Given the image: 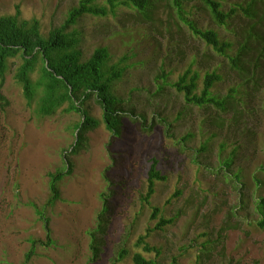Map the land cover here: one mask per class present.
<instances>
[{
	"label": "rangeland",
	"instance_id": "1",
	"mask_svg": "<svg viewBox=\"0 0 264 264\" xmlns=\"http://www.w3.org/2000/svg\"><path fill=\"white\" fill-rule=\"evenodd\" d=\"M80 1L0 0V16L18 6L23 18L39 19L47 36ZM121 1L113 8L109 0H93L106 14L83 13L68 27L79 31L86 57L106 46L111 62L126 58L128 67L113 85L124 109L119 136L106 128L92 97L85 107L99 124L85 131L74 152L81 115L65 112L66 105L39 115L37 102H27L14 77L21 58L9 60L0 98V264H129L135 252L155 258L136 242L161 217L174 221L154 229L147 241L161 248L165 264H264V57L257 55L264 23L238 9L219 24L202 0H150L144 10ZM244 1L225 0L223 10ZM256 11L254 18L264 19V4ZM190 22L216 30L232 47L226 54L215 51ZM251 23L257 29L249 41ZM246 41L249 49L234 66L230 56ZM190 65L199 71V88L206 71L218 70L222 79L213 93L233 96L226 110L189 104L173 86ZM154 163L166 179L156 182L147 202ZM69 167L58 182L59 198L47 205L52 175ZM104 192L106 234L93 258L90 232ZM122 248L128 254L118 261Z\"/></svg>",
	"mask_w": 264,
	"mask_h": 264
},
{
	"label": "trees",
	"instance_id": "2",
	"mask_svg": "<svg viewBox=\"0 0 264 264\" xmlns=\"http://www.w3.org/2000/svg\"><path fill=\"white\" fill-rule=\"evenodd\" d=\"M92 1L81 0L78 6L70 10L65 24L54 27L47 36L43 35L41 31L39 19L23 18L18 6L14 14L0 16V98L4 100L1 89L5 81V75L10 67L9 60L20 57L22 61L17 67L14 77L21 84L27 102L29 104L34 101L37 102V112L39 115H54L64 105H66L64 108L65 112H76L81 115L80 121L74 127V130L78 131L77 140L74 144V152H76L84 139L85 131L99 124L98 119L94 118L85 107L86 102L92 97H95L103 109V121L106 128L115 137L119 136L122 132V112L124 109L121 105L122 99L114 93L113 85L122 78L128 67L125 64L126 58H122L117 62H111L112 56L106 46L96 48L89 57H86L80 48L82 39L79 31L68 30L70 24H75L83 13L106 14L104 9L92 6ZM149 1L122 0L120 4L144 10L149 5ZM224 1L202 0L217 23L226 24V19L229 15L234 12L236 13L238 9L244 11L251 20L264 23L262 17L259 20L254 18L258 13L256 11L257 5L264 4V0L244 1L245 4L237 5L229 13L223 10ZM109 2L114 8L116 5L115 0H109ZM189 26L194 34L202 38L215 51L226 54L227 50L232 47V44L220 38L216 30L199 28L193 22H190ZM256 29V25L251 23L247 29L245 40H252V32L256 31ZM245 30L246 26L243 28V34ZM258 32L264 43V33L262 31ZM248 46L247 41L240 43L235 55L230 56L234 66H240L242 59L249 49ZM263 51L264 45L261 51H257V55L264 57ZM193 62H191V65ZM191 65L173 83V86L184 94L189 104L198 106H208V104H211L222 111L226 110L229 98L233 96L219 97L213 93L216 82L222 79L218 70L206 71L202 87L199 88V71L194 70ZM242 66L243 69L241 71H246L244 65ZM35 73L36 78L33 77ZM161 88L162 85L159 86V90ZM233 91L234 89H231V92ZM142 118L145 119V115H142ZM205 148L203 146V149ZM230 161V158L225 160L224 165L229 166ZM70 172L71 168L69 167L66 172L60 170L52 175L50 180L51 195L47 205L54 203L59 198L58 182L63 178L64 174H69ZM164 179H166V176L157 168L156 163L152 164L148 176L147 192L144 196L145 201L149 202L155 193L156 182ZM101 198L103 200V209L98 215L96 228L90 232L91 248L94 251L93 258H96L100 254L102 239L106 234V216L109 211L107 202L109 197L104 192ZM259 208L264 217V197L259 201ZM157 212H159V209L155 208L152 214L153 217L158 215ZM40 214L43 215L42 211ZM173 221L172 218L166 219L161 217L155 228H147L146 234L141 235L136 242L137 246H141L142 251L154 253L156 255L155 258H148L142 252H135L129 264H165L159 259L162 254L161 248L149 243L147 238L154 229H163L164 226ZM45 224L49 231L47 220H45ZM259 224L264 226V220L259 221ZM34 242L35 240H33ZM31 252L27 254L28 258ZM127 254L128 251L122 248L118 251L117 260H122Z\"/></svg>",
	"mask_w": 264,
	"mask_h": 264
}]
</instances>
